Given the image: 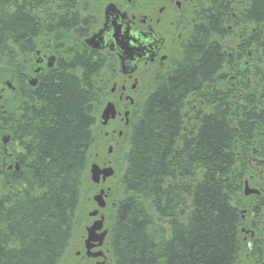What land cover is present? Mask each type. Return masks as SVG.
Here are the masks:
<instances>
[{"label": "trees", "instance_id": "16d2710c", "mask_svg": "<svg viewBox=\"0 0 264 264\" xmlns=\"http://www.w3.org/2000/svg\"><path fill=\"white\" fill-rule=\"evenodd\" d=\"M215 3L124 132L108 264H264V0L230 23ZM82 23L76 0H0V85L18 101L0 103V264H59L69 247L111 64L67 55L35 88L25 76Z\"/></svg>", "mask_w": 264, "mask_h": 264}, {"label": "flooded vegetation", "instance_id": "af4514ba", "mask_svg": "<svg viewBox=\"0 0 264 264\" xmlns=\"http://www.w3.org/2000/svg\"><path fill=\"white\" fill-rule=\"evenodd\" d=\"M78 1L76 0L79 10L85 16V23L70 32V43L63 45V53L55 48L42 47L51 56L45 63L42 62L45 52L39 57L37 67L30 72L32 79L28 78L29 73L25 76V85L35 88L43 77L48 76L49 72L58 67L60 59L64 60L65 50H69L67 55L72 57H76V54L84 55V58L88 60V57L93 54L102 63L109 62L111 64L109 83L112 87L107 92V98L112 97L106 102L113 103L116 115L105 125H101L100 122L99 125L106 143L115 142V145L121 143L125 130L130 126L133 113L138 110L140 102L134 98L138 83L144 86V83L148 81V86L153 89L158 81L168 79L177 70V62L196 32L194 26L202 23L204 12L211 6V3L216 2L214 4L216 7L221 4V1L223 2V6L227 9L222 22L230 23L236 17L234 6L243 4L248 7L251 2V0H94L97 7L89 8L93 0H83L81 3ZM115 29L119 30L117 36H115ZM231 29V25L228 24V30ZM91 37H94V42L89 41ZM232 40L229 42L231 43ZM223 46L222 54L230 59L233 48L225 43ZM122 48L128 51L130 56L125 57ZM247 52L250 54L249 51ZM34 53L38 52L35 50ZM140 69L150 71L145 76H139ZM79 70L78 68L75 72ZM116 78L120 79L118 88L117 83L114 82ZM5 87L16 92L17 85L5 82ZM7 137L9 141V134ZM109 149L110 152H108ZM3 150L7 152V145ZM111 151L112 146L108 145L107 156H110ZM98 166L100 168L111 167L113 175L115 174L113 163L107 157ZM112 176L96 184L97 193L100 190L103 193L105 205L103 208H98L93 201L96 207L90 212L96 211V214L88 215L91 220L86 226L89 227L102 217L101 229L95 233L99 235L105 232L102 242L100 245L97 241L86 244L85 231L80 240L81 247L72 254L74 261L68 264H108L109 225L107 219L114 202L111 197V187L103 188L100 185ZM103 210L106 212L103 213ZM243 231L245 233L250 231L251 236L253 235L251 230L243 229Z\"/></svg>", "mask_w": 264, "mask_h": 264}, {"label": "rangeland", "instance_id": "374dc122", "mask_svg": "<svg viewBox=\"0 0 264 264\" xmlns=\"http://www.w3.org/2000/svg\"><path fill=\"white\" fill-rule=\"evenodd\" d=\"M78 2L81 3V2H83V0H79ZM96 4L97 3H95V1L93 0V2H91V4L89 5V8H91V6H94L96 8L97 7ZM229 39L230 38H227L226 40H224V43L227 46L230 43ZM36 51L38 52L37 54L32 53L30 55V60H31L30 72L32 69L37 67V65H38L37 60L45 52V50L42 47L37 48ZM68 52H70V51L65 50L64 55L67 56ZM64 55H62V56H64ZM49 56H51V54L45 52V55L43 57L42 62L45 63ZM52 56H54V55H52ZM224 70H225V68H224ZM149 71L150 70L140 69V71L138 72V75L139 76H145L147 74V72H149ZM30 72H29L28 78L32 79V73H30ZM224 72H227V71L225 70ZM13 80L14 79L6 78L5 82H11L14 84ZM119 80H120L119 78H116L114 80V82L117 83V88H118ZM232 80H233L232 77L229 76V78L227 77L226 82L227 83L232 82ZM148 85H149L148 81H146L144 83V86H143V84H140V82L138 83L137 91L134 93V98L136 99V101L141 102L145 98L144 96L146 94H148V92L151 89V86H148ZM111 87H112V85L109 83L107 92L110 90ZM107 96H108V94H107ZM107 96H106L105 100L103 101L101 109L105 105L106 101L111 100L110 98L112 96H109L108 98H107ZM0 99H1L0 103L7 104V105L11 106V108H14L15 105L18 104V101H16V99H17L16 92H12L11 90H9V88L5 87L4 81L0 85ZM101 109L99 111V115H100ZM98 126H99V124H98ZM103 131H104V129H103ZM98 134H99L98 138L95 140V142L93 143V146L91 147V149L89 151L88 166H87L85 178L83 180V185H82V189H81L78 208L76 211V218H75V221L73 224L74 225L73 229H72L73 233H72V237L70 239V244H69V247H68L65 255L63 256V258L61 259L59 264H68L70 262L72 263L74 261L73 256H72L73 252L75 250H77L79 247H81L80 240L82 238V235L85 234V227L89 225V222L91 220V218H89V216H88V212H90L92 209H94L96 207L95 203L93 202V196L96 195L98 192L97 191L98 188L96 187V184H94L90 181L88 169L92 163L100 165L101 162L105 159V157H107V159L110 160L111 163H113L115 174L110 179H108L104 184L100 185V187L105 188L106 186H110L111 187V197L113 199L115 198V190L117 187L118 178H119V176L122 172V169H123V162H122V158H121L120 153H121V151L124 150L125 146L121 147L122 144L121 145L120 144L115 145V142L106 143V141L104 140V137H103V132L101 130H99ZM1 135L5 136L6 133H2ZM108 145L112 146V151L110 153V156H107V154H106L107 153L106 149H107ZM11 166H13V165H11ZM253 183L254 182H251V181L248 182L247 181V184L250 188H255ZM243 189H244V185L242 188V192H243ZM248 196H250V195H248ZM113 199H112V201H113ZM102 212L104 213V212H106V210H103ZM107 224L108 225L110 224L109 219H107ZM243 232H242V235L245 236L246 233L245 232L243 233ZM257 234H258V232H257ZM238 264H253V263H252L251 258H247L245 253H243L242 255H240V257L238 259Z\"/></svg>", "mask_w": 264, "mask_h": 264}, {"label": "water", "instance_id": "95a60500", "mask_svg": "<svg viewBox=\"0 0 264 264\" xmlns=\"http://www.w3.org/2000/svg\"><path fill=\"white\" fill-rule=\"evenodd\" d=\"M119 34V30L115 29V36ZM90 42H94V37H91L89 39ZM122 53L123 55L130 56V53L125 49L122 48ZM8 84V83H7ZM116 115L115 108L113 103L107 102L101 109L100 115H99V122L101 125H105L106 122L109 119H113ZM8 140L7 136L2 137V143L6 144ZM110 152V149L108 150ZM89 171V177L90 181L94 184H98L99 182H103L106 178L110 177L113 175V170L111 167H105V168H100L97 164L92 163L88 169ZM258 190L254 188H250L247 184V182H244V189H243V194L245 196L252 195V194H258ZM102 191L100 190L99 193L93 196V201L96 203L98 208H103L105 203L102 197ZM96 214V211L90 212L88 215L89 216H94ZM102 226V217H100L98 220L94 221L89 227H86V240L85 243H89L91 241H97L98 245L101 244L102 239L104 237L105 232H101L99 235H95L96 231L100 230Z\"/></svg>", "mask_w": 264, "mask_h": 264}, {"label": "bare ground", "instance_id": "6f19581e", "mask_svg": "<svg viewBox=\"0 0 264 264\" xmlns=\"http://www.w3.org/2000/svg\"><path fill=\"white\" fill-rule=\"evenodd\" d=\"M1 141H2V140H1ZM2 144H3V143H2ZM3 146L5 147V146H6V144H3ZM4 147H3V148H4ZM15 166H16V164H15Z\"/></svg>", "mask_w": 264, "mask_h": 264}]
</instances>
